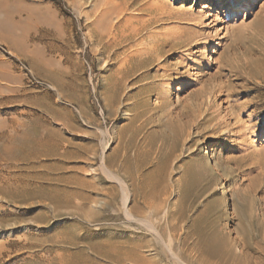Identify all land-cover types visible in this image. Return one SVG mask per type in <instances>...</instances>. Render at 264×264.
<instances>
[{"label":"rangeland","instance_id":"obj_1","mask_svg":"<svg viewBox=\"0 0 264 264\" xmlns=\"http://www.w3.org/2000/svg\"><path fill=\"white\" fill-rule=\"evenodd\" d=\"M255 2L0 0V264H264Z\"/></svg>","mask_w":264,"mask_h":264},{"label":"bare ground","instance_id":"obj_2","mask_svg":"<svg viewBox=\"0 0 264 264\" xmlns=\"http://www.w3.org/2000/svg\"><path fill=\"white\" fill-rule=\"evenodd\" d=\"M198 2V1H197ZM227 7H229L230 11L233 12L235 15H238V13L240 12V6L241 7H250L251 5H254L256 2L255 0H224ZM209 2L208 1H203L201 3V7L203 9H208L210 6L208 4ZM159 6V5H158ZM183 6V4H182ZM199 43V42H198ZM212 43H216V42H212ZM155 46L154 47H149V46H145L144 48H140L137 49L132 55L131 57H137L139 58V60H144L145 58L148 57L149 58H152L153 60H155L156 56H155ZM158 50V48H157ZM160 50V49H159ZM160 57V56H159ZM158 57V59H159ZM157 59V60H158ZM130 60V59H128ZM156 60V61H157ZM126 67V66H125ZM150 73V71H146V72H142L141 74L137 75L134 79H140V78H143V77H146L148 74ZM181 90V86L179 85L178 87V91ZM36 142V141H35ZM28 143V142H27ZM206 147H208L206 145ZM20 148V147H19ZM216 146H214L212 149H215ZM51 149V148H49ZM25 152V151H24ZM8 153V152H7ZM21 152H18L17 151H12L9 155L10 157H16L20 154ZM23 156H25V158H28V159H31V160H36V159H39V158H42V157H45V158H50L52 157L53 155H55V151H52V150H48L46 148H41V147H34L33 149L31 150H26V152L23 154L21 153ZM9 155L7 154V157H9ZM20 157V156H18ZM20 160V158H17ZM24 158H22L23 160ZM16 160V159H15ZM18 161V160H17ZM27 161V160H26ZM104 165L106 168H110V166L112 165L110 162H108L107 159H105L104 161ZM33 163V162H32ZM33 165V164H32ZM112 169V168H110ZM113 172V171H112ZM146 261V260H145ZM144 262V261H143Z\"/></svg>","mask_w":264,"mask_h":264}]
</instances>
